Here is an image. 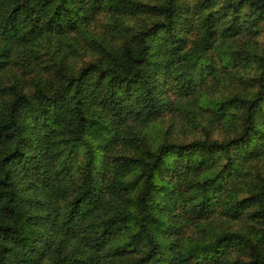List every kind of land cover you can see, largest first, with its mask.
I'll list each match as a JSON object with an SVG mask.
<instances>
[{"label": "trees", "instance_id": "1", "mask_svg": "<svg viewBox=\"0 0 264 264\" xmlns=\"http://www.w3.org/2000/svg\"><path fill=\"white\" fill-rule=\"evenodd\" d=\"M0 264H264V0H0Z\"/></svg>", "mask_w": 264, "mask_h": 264}, {"label": "rangeland", "instance_id": "2", "mask_svg": "<svg viewBox=\"0 0 264 264\" xmlns=\"http://www.w3.org/2000/svg\"><path fill=\"white\" fill-rule=\"evenodd\" d=\"M161 127L166 131L167 137L181 140H188L192 136L199 135L201 132L199 127L189 124L185 118L179 116L176 117L173 122H170V120H164L161 123ZM213 134L215 135L216 132Z\"/></svg>", "mask_w": 264, "mask_h": 264}]
</instances>
